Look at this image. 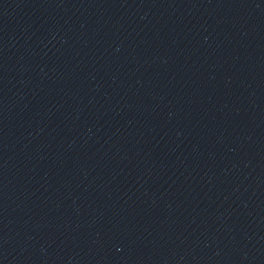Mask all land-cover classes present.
I'll use <instances>...</instances> for the list:
<instances>
[{"label": "water", "instance_id": "obj_1", "mask_svg": "<svg viewBox=\"0 0 264 264\" xmlns=\"http://www.w3.org/2000/svg\"><path fill=\"white\" fill-rule=\"evenodd\" d=\"M0 264H264V0H0Z\"/></svg>", "mask_w": 264, "mask_h": 264}]
</instances>
